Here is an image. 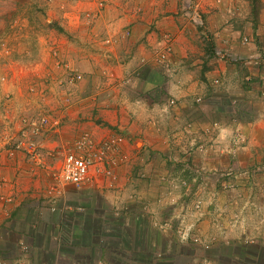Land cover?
<instances>
[{
	"label": "crops",
	"instance_id": "0c3cea01",
	"mask_svg": "<svg viewBox=\"0 0 264 264\" xmlns=\"http://www.w3.org/2000/svg\"><path fill=\"white\" fill-rule=\"evenodd\" d=\"M71 2L73 6H68L63 14V17H66L64 21L69 26V33L61 41L58 50L63 60L69 57L68 67L81 73L82 78L76 84L65 87L67 89L62 92L68 93L67 96L71 98L69 107H66L62 100L52 105L51 101L40 102L45 97L41 94L44 90L36 88L31 100L35 102H21L19 107L11 110L2 107L7 113L0 111V117L7 125L6 128L19 137L23 128H19V125L13 126V122L18 123L21 116L31 110H35L33 113L41 112L42 103H45V106L50 104L54 109V116H57L53 117L52 121L59 124L55 125L56 127L50 125L46 133L42 134L40 141L44 147L41 148L43 154L76 138L84 131H89L98 138L118 133L124 136L123 160L120 167L117 166L112 188H108L104 180L100 179L96 193L92 194L91 202L94 201L93 196L99 193L105 204L102 202L101 209L99 208L104 212L98 230L100 234L93 233L90 238L87 231L92 229L84 221L83 213L82 217L76 220L81 223L78 222L76 227L73 224L74 227L70 231L73 223L71 220L75 218V214L81 213L78 211L98 209L94 206L95 203L86 202L90 196L81 194L82 199L76 200L75 195L79 188L72 184L53 187L49 171L45 167L47 163L40 165L43 155L41 160L32 161L24 151L12 152L15 141L13 144H5L7 150L3 146L0 152V235L12 232L14 228L17 230L14 229L19 235L18 241L25 249L19 258L21 264H92L89 260L95 258L97 253L100 264H115L110 258L114 247L109 239L107 240L106 232L110 227L120 230V225L129 218V213L138 210V214H142V207L140 201L132 206L133 200L129 197L125 198L126 200L117 199L114 204L108 196L113 193L119 197L128 196V191L134 188L133 191L140 198L157 197L161 193L153 175L160 169L165 175L173 169L169 168L170 166L163 167L167 160H163L160 151L163 152V147L166 145L167 148L168 145L163 144V135L150 136L153 139L150 145L147 139L141 138V132L151 131L152 124H155L150 120V117L153 118L152 114H155V108L150 111L151 108L142 104L143 100L151 99L162 86H165L169 100L177 98V104H169L165 115L160 112L157 114L163 120V127L169 130L170 135L166 134V138L172 140L171 137L176 138L172 133L174 123L183 117L185 120L192 119L190 116L193 100L207 96L205 84L210 82L212 85V78H204L208 77L210 71L204 75L194 71L197 69L194 66L199 67L197 63L200 61L193 59L196 46L187 33L183 0ZM262 2L261 10L256 16L251 0H222L217 4L219 57L215 80H218L219 85L217 100L221 101H218L217 110L223 112V116L229 115V119L222 118V123L215 121L214 124L220 131L225 132L220 135L225 134L226 139L224 150L216 152L209 159H212V166H222L228 162L230 172L234 163H250V167L264 164V0ZM180 11L182 14H179ZM89 17L94 23L87 26L82 22ZM170 36L173 40L168 41L167 37ZM167 43L173 48L170 65L161 68L157 61L158 50ZM220 51L225 55H220ZM228 52H232L236 60L245 59L242 65L247 67L243 66L241 71L232 70L231 67L236 65L227 64L225 57ZM259 61L263 63L260 65ZM201 62L204 63V60ZM62 77L63 79H54L58 82L66 79L65 74H62ZM33 80L44 84L50 79ZM56 81L49 88L51 92L46 91V95L53 98L59 96L61 99V91ZM20 97L19 100L23 98ZM153 98L159 97L154 95ZM233 98V107L237 108L230 111L221 108L224 104L222 100ZM242 105L244 108L248 107V110L239 108ZM207 111L209 110L203 108L199 112L202 115L207 114ZM196 125L203 126L198 122ZM237 132L248 137V144L243 150L245 162L242 160V151H235L232 146L233 134ZM138 141L142 144H139L140 148H137ZM182 161L186 163L185 160ZM183 168L187 169L186 164ZM244 172L239 173L240 180L230 177L237 186L229 190L221 185L227 179L224 176L219 182L221 187L207 189L202 185L199 188L204 194L209 190L208 194L216 196L213 208L218 212L225 205V200L228 202L229 210L228 214H225L227 218L224 217L225 221L228 220V227L235 228L240 222L232 214V210H235L239 203V195L247 196L245 204L249 209L264 211V187L259 183L264 180V171L257 174H253L251 170ZM141 173H144L145 178L137 177ZM196 173L197 177L204 175L202 172ZM158 176L160 179L165 177ZM145 182L148 183L142 184ZM171 189L172 187H165L164 190L168 194L172 192ZM73 209H76L75 214L71 212ZM108 213L112 214L111 217H108ZM7 237L4 241L9 243ZM67 249L69 254H66ZM95 264H98V261Z\"/></svg>",
	"mask_w": 264,
	"mask_h": 264
},
{
	"label": "rangeland",
	"instance_id": "374dc122",
	"mask_svg": "<svg viewBox=\"0 0 264 264\" xmlns=\"http://www.w3.org/2000/svg\"><path fill=\"white\" fill-rule=\"evenodd\" d=\"M71 1L73 0H0V111L3 113H7L3 108L11 110L19 107L21 102H35V100H31H33L32 96L36 88L40 91L41 88L44 90L41 94L45 97L42 98V101L39 100L40 102L51 101L50 104L52 105L62 100L66 103L65 106L69 107L71 98L67 96L68 93L62 92L67 89L65 87L76 84L82 78L81 73L68 67L69 57L68 60L65 58L63 60L58 50L61 41L69 33V26L64 21L66 17L64 18L63 14L68 6H73ZM184 1L182 2L184 22L187 33L196 46V51H193V59H199L200 61L199 64L197 63L199 67L194 66L197 68L194 71L203 75L210 71L208 77L204 78H212V85L210 82L205 84L207 96L193 100V105H191L193 110L190 116L192 119L185 120V117H183L179 118L177 123H174L172 133L176 138L171 137L172 140L166 138L170 135L169 130L163 127V120L157 114L160 112L165 115V110L169 108V104L173 99L177 104V98L173 97L169 100L168 92L165 90V86H162V89L154 93L159 98L154 99L153 95L151 96L153 99L145 98L143 100L142 104L146 105L147 108H151L150 111L155 108V114H152L153 118L150 117V120L155 122L156 125L152 124L151 131L141 132V138L147 139L150 145L151 140H153L150 136L163 135V144H168V149L165 145L163 152L159 150L162 153L163 160H167L163 167L168 168L170 166L169 168L173 169L166 175L161 173V169L153 175L161 193L157 197L140 198L133 191L134 188L128 191V196L123 197L120 195L119 197L116 193L108 196L114 204L117 199L126 200L125 198L129 197L133 200L132 206L140 201L141 207H146L144 210L141 208L142 214H138V210L133 211L132 214L129 213L131 216L129 215V218L125 219V223L120 225V230L110 227L106 232L108 233L106 235L108 236L107 240L109 239L114 247L110 252V258L115 264H264V211L249 209L245 204L247 196L239 195L237 196L239 203H237L235 210H232V214L240 222L235 228L228 227V220H224L225 214H228L229 210L228 202L225 200V205L218 212L213 208V200L216 196L208 194L209 190L204 194L199 189L202 185L207 189L215 186L221 187L219 182L224 176L227 178L225 181L228 182L224 181L221 185L229 190L231 187L237 186V183L234 184L230 177L240 180L239 173L244 171L251 170L253 174L263 172L264 164H256L250 167V163H234L232 164V172L229 171L228 162L223 163L222 166L211 165L212 159L209 158H212L216 152L224 150L223 145L226 139L225 134L220 135L225 132L220 131L214 123L215 121L222 123V118L229 119V115L223 116L224 113L217 110L218 101L219 103L221 101L217 100L219 98V85L215 80L217 78V57H219L217 54V4H220L219 2H222V0H186L185 3ZM262 5V0L256 4L258 12H260ZM179 14H182L181 11ZM90 19L89 17V19H86L87 21L81 22L87 26L92 25L94 21ZM234 26L236 25L234 24ZM59 27L63 30L60 31ZM171 40L173 38L170 36L169 41ZM170 45V43H167L158 50L157 61L158 66L161 68L170 65V54L173 50ZM163 50H167L166 60L160 61L159 53ZM220 52V55L224 54L223 51ZM228 53L225 57L228 61L227 64L236 65L231 67L232 70L241 71L242 67L246 66L242 65L246 60L242 58L236 60L235 56H232V52ZM202 60H204V63L201 62ZM62 74H65L66 79L59 82L54 79H63ZM32 78H49L50 80L44 84H39ZM55 81L61 91V99L59 96L53 98L46 95V91H49ZM20 96L23 98L19 100L18 97ZM232 101H234V98L233 100H222L224 104L221 108L227 111L237 108V106L233 107L234 103ZM11 104L13 105L11 106ZM50 104L45 106V103H42L41 112L33 113L35 110H31L30 113L22 115L18 123L13 122L12 125H19V128L22 129L42 113L50 115L53 120V117L56 118L57 116H54V109L50 107ZM203 108L209 111H207V114L201 115L199 111ZM239 108L245 111L248 110V107L244 108L243 105ZM196 121L203 126H197ZM53 122L54 126L58 125L57 122ZM6 126L0 117V152L5 144L8 145L9 142L13 144L14 141L16 143L20 140ZM48 127H45L36 137L39 150L44 148L40 139L42 140V134L46 133ZM27 130L29 131V127ZM233 136V149L242 151V160L245 162L243 150L248 144V137L241 132H237ZM122 137L124 138V136ZM198 144H201V146H198ZM141 145H138L137 148H140ZM7 149L5 146V150ZM123 154L122 150L119 157L122 156L123 158ZM50 157L52 156L43 154V162L40 165L47 163V165L45 163V167L49 171L51 183L55 186L57 181L53 178V170L56 169L60 160ZM206 157L207 159H205ZM182 160H185L186 163ZM32 161L34 160L32 159ZM121 164L122 162L118 167ZM184 164L187 166L186 170L183 168ZM142 167L144 168V166ZM173 171L175 172L173 173ZM195 171L202 172L204 175L197 177ZM115 172H117V167ZM143 175L144 173H141L137 177L142 176L145 178ZM158 175L165 177L160 179ZM100 179L108 184L106 178L101 177ZM98 183H90L88 186L79 188L77 195H75L76 200H81V194H86L90 196L88 197L90 199L86 202H91L92 194L96 193L97 190L95 191V189ZM259 183L264 187V180L259 181ZM165 187L168 189L172 187V192L167 194V191L164 190ZM108 188L111 189L112 186ZM196 188L198 189L194 190ZM93 198L94 201L91 203H95L94 206L98 209L78 211L81 212L78 215L75 214L76 209L71 211L76 216L71 220L73 223L70 231L72 227H76L78 222L81 223V221L76 220H79L83 213L84 221L92 229L87 231L88 236H93V233L100 234L98 230H100L102 214L104 213L103 210H100V206L102 202L104 204L105 202L99 193L95 194ZM129 205L131 206L130 203ZM111 215L108 213V217H111ZM73 224L75 225L73 226ZM14 229L12 232L0 235V264H21L19 258L22 256V250L25 249L18 241L19 235L16 232L17 230ZM5 237H7L10 244L4 241ZM66 254H69V249L66 250ZM98 255L97 253L95 258H91L89 261H92V264L98 261V264H100Z\"/></svg>",
	"mask_w": 264,
	"mask_h": 264
},
{
	"label": "built area",
	"instance_id": "2783aa9c",
	"mask_svg": "<svg viewBox=\"0 0 264 264\" xmlns=\"http://www.w3.org/2000/svg\"><path fill=\"white\" fill-rule=\"evenodd\" d=\"M167 39L169 41L170 37ZM245 40L248 41V39ZM166 56L167 50L159 53L160 61L166 60ZM171 103H175V100L173 99ZM50 125H54L52 118L45 113L34 119L32 123L26 124L21 130L20 140L13 144L12 152L21 150L34 161L41 160L43 153L37 147L36 137ZM123 142L124 138L118 133L98 138L95 134L84 131L65 144L55 146L46 152L47 155L60 160L56 169L53 170V178L57 181L53 187H58L59 184H72L82 188L90 183H98L101 177L108 180L106 184L108 187L112 186L117 175L115 168L123 160L122 156L119 157L123 150Z\"/></svg>",
	"mask_w": 264,
	"mask_h": 264
},
{
	"label": "trees",
	"instance_id": "16d2710c",
	"mask_svg": "<svg viewBox=\"0 0 264 264\" xmlns=\"http://www.w3.org/2000/svg\"><path fill=\"white\" fill-rule=\"evenodd\" d=\"M260 0H251V2H252V5H253V11H254V14H255V16L257 15V13H259L258 12V8L256 7V4L259 2ZM59 30L61 31V30H63V28H61V27H59ZM208 50H210L209 48H208ZM263 62H260L259 61V64L261 65Z\"/></svg>",
	"mask_w": 264,
	"mask_h": 264
},
{
	"label": "water",
	"instance_id": "95a60500",
	"mask_svg": "<svg viewBox=\"0 0 264 264\" xmlns=\"http://www.w3.org/2000/svg\"><path fill=\"white\" fill-rule=\"evenodd\" d=\"M137 143H138V145H139V144H141V141L136 142V144H137Z\"/></svg>",
	"mask_w": 264,
	"mask_h": 264
}]
</instances>
